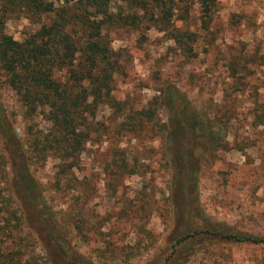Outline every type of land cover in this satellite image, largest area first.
Instances as JSON below:
<instances>
[{
    "label": "rangeland",
    "instance_id": "rangeland-1",
    "mask_svg": "<svg viewBox=\"0 0 264 264\" xmlns=\"http://www.w3.org/2000/svg\"><path fill=\"white\" fill-rule=\"evenodd\" d=\"M86 1L57 0L55 13L36 23L13 13L4 31L23 42L56 20L82 37L81 15L95 10ZM195 1L174 0L170 22L153 0L109 1L113 21L102 35L116 62L111 91L87 117L88 138L75 157L54 141L43 147L53 123L43 109L26 114L0 76V104L26 151L46 217L60 227L72 253L93 264H162L170 253L174 224L163 105L170 84L212 120L225 144L200 148L203 213L264 236V0H216L212 13ZM132 14L141 17L138 26ZM203 20H210L207 28ZM175 27L195 33L192 53L172 38ZM0 156V264H61L46 238V218L42 225L38 217L41 236L22 215L1 137ZM184 264H264V244L209 238Z\"/></svg>",
    "mask_w": 264,
    "mask_h": 264
},
{
    "label": "trees",
    "instance_id": "trees-1",
    "mask_svg": "<svg viewBox=\"0 0 264 264\" xmlns=\"http://www.w3.org/2000/svg\"><path fill=\"white\" fill-rule=\"evenodd\" d=\"M56 1L0 0V76L18 97L26 114H32L40 108L53 123L52 137L44 139L43 147H51L54 141L57 146L63 147L65 156L75 157L88 138L87 117L95 115V110L105 102V97L111 91L116 62L102 35L104 24L113 21V14L108 10L110 0L85 2V6L90 5L95 10L93 14L81 15L84 27L82 37H74L56 20L51 24H41L23 42H17L4 31L5 20L13 13L36 23L44 15L55 13ZM153 1L160 7L162 17L170 22L174 16V0H169V4L168 0ZM195 2L206 13H212V7L216 4V0ZM136 4L140 5V2ZM131 18L132 24L136 26L142 21L139 14H132ZM209 21L203 20L204 28H207ZM171 35L182 51L192 53L195 33L175 27ZM163 105L169 121L165 137L169 152V195L174 225L170 233V253L162 264H184L209 238L264 244V236L215 221L205 215L200 206L198 183L203 159L200 148L212 151L224 147L222 136L218 135L220 129L216 128L212 120L202 116L175 85L170 84L166 88ZM148 114L152 115L151 112ZM0 137L10 163L14 195L29 226L43 236L38 217L41 220L46 218L49 222L46 238L62 256L61 264H93L81 254L72 253L60 227L46 217V205L41 200L39 184L30 173L26 151L3 113L1 104ZM33 147L36 145L33 144ZM4 157L0 156V161ZM2 212L3 206L0 205V219ZM41 223L43 225L44 221Z\"/></svg>",
    "mask_w": 264,
    "mask_h": 264
}]
</instances>
